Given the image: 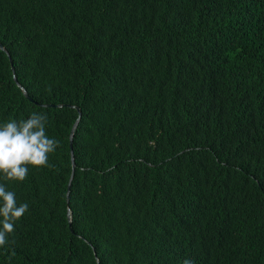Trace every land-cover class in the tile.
Masks as SVG:
<instances>
[{"label": "trees", "instance_id": "16d2710c", "mask_svg": "<svg viewBox=\"0 0 264 264\" xmlns=\"http://www.w3.org/2000/svg\"><path fill=\"white\" fill-rule=\"evenodd\" d=\"M0 44L60 141L0 264H264V0H0Z\"/></svg>", "mask_w": 264, "mask_h": 264}, {"label": "clouds", "instance_id": "9594fccd", "mask_svg": "<svg viewBox=\"0 0 264 264\" xmlns=\"http://www.w3.org/2000/svg\"><path fill=\"white\" fill-rule=\"evenodd\" d=\"M47 122L46 114L31 112L27 119L0 123V179L23 182L28 176L29 166L54 167L49 164V155L57 150L60 141L49 137ZM28 209L27 202L18 205L15 192L0 182V247L15 244V240L9 241L8 237L15 232L16 222ZM12 255H15L14 250ZM182 264H194V261L185 259Z\"/></svg>", "mask_w": 264, "mask_h": 264}, {"label": "water", "instance_id": "95a60500", "mask_svg": "<svg viewBox=\"0 0 264 264\" xmlns=\"http://www.w3.org/2000/svg\"><path fill=\"white\" fill-rule=\"evenodd\" d=\"M0 48H3V45L2 44H0ZM24 91H25V93H27L25 88H24ZM78 123H79V119L74 124L73 129H72V132H71V136H70V148H71L73 162H74L73 137H74V133H75L76 127L78 126ZM75 166H76V164H73L72 175H71L70 182H69V186H68V197H69V191H70L71 183H72L73 176H74Z\"/></svg>", "mask_w": 264, "mask_h": 264}]
</instances>
